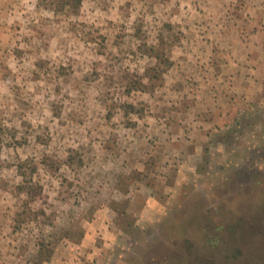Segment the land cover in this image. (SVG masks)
Returning <instances> with one entry per match:
<instances>
[{"label": "rangeland", "instance_id": "374dc122", "mask_svg": "<svg viewBox=\"0 0 264 264\" xmlns=\"http://www.w3.org/2000/svg\"><path fill=\"white\" fill-rule=\"evenodd\" d=\"M262 66L264 0H0V264H264Z\"/></svg>", "mask_w": 264, "mask_h": 264}, {"label": "clouds", "instance_id": "9594fccd", "mask_svg": "<svg viewBox=\"0 0 264 264\" xmlns=\"http://www.w3.org/2000/svg\"><path fill=\"white\" fill-rule=\"evenodd\" d=\"M181 14L184 15L185 13L188 15V18L189 20L192 19L196 13H195V10L192 8V6L190 4L187 5V7H185L184 4H181ZM55 40L56 38L54 37L53 40H52V46L54 47L55 45ZM191 47V45H190ZM196 52V48L195 47H192V52L189 53V56L192 57L193 53ZM73 53H69V55H72ZM52 55L54 56H58L60 55V52L57 51V52H54L52 53ZM198 58V56H197ZM201 63H204L203 60H201ZM233 67L235 65H232ZM262 71H264V66H262ZM16 70L13 69V72H15ZM253 75H256V73H253ZM17 82H18V78H17ZM249 84L251 85V87H249L247 89V91L249 93H252V92H257V91H260L259 88H257L254 84H252L251 81H249ZM218 86H221V87H226L227 85L224 83L223 80L221 79H216V80H209L207 84L203 85L201 88H198L196 91H195V94L193 95L192 99H194V101L197 103V105H200V106H203L205 104H208L210 102V96L209 95H206L205 92H204V89H208V88H217ZM9 96H11V93H8ZM40 97H36V99L38 100ZM250 98V97H248ZM227 113H228V109L227 107L222 104L219 100L216 101V114H217V119H215L214 123L218 126H222L223 122L227 119ZM207 129H212L213 132H215V128H213V125L212 124H208L205 128V130ZM95 134V133H94ZM190 136H192L193 134L192 133H189ZM61 143H64V142H61ZM69 143H71L69 141ZM78 143H73L72 144V147L73 148H76L78 147ZM200 151V149L197 147L195 152L196 154H198ZM190 160L191 158H189L188 161H184V162H181L177 165V168H178V174L180 175L181 177V180L185 179V173L186 172H194L195 169L194 167H189V163H190ZM112 167V165H105V168H110ZM135 167L137 168V170L139 171H142V167L137 164L135 165ZM179 183V181H178ZM93 191H96L97 190V186L96 185H93ZM166 191H169V189H165ZM98 192L99 194L103 197V196H107L108 195V192H109V189H108V186L107 185H103V186H100L98 188ZM11 203V201H9ZM156 207L152 201L151 198L147 199L144 203V206L140 209V212H139V216L140 218H143L145 216V214L147 212H149L150 209ZM137 223H139V220L137 221Z\"/></svg>", "mask_w": 264, "mask_h": 264}]
</instances>
